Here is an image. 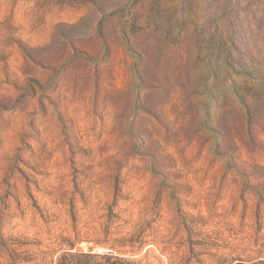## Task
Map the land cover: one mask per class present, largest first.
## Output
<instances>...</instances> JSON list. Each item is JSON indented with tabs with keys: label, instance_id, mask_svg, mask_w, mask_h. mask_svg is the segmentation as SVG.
Returning <instances> with one entry per match:
<instances>
[{
	"label": "rangeland",
	"instance_id": "obj_1",
	"mask_svg": "<svg viewBox=\"0 0 264 264\" xmlns=\"http://www.w3.org/2000/svg\"><path fill=\"white\" fill-rule=\"evenodd\" d=\"M0 264H264V0H0Z\"/></svg>",
	"mask_w": 264,
	"mask_h": 264
},
{
	"label": "bare ground",
	"instance_id": "obj_2",
	"mask_svg": "<svg viewBox=\"0 0 264 264\" xmlns=\"http://www.w3.org/2000/svg\"><path fill=\"white\" fill-rule=\"evenodd\" d=\"M106 250L105 249H100L99 252H105Z\"/></svg>",
	"mask_w": 264,
	"mask_h": 264
}]
</instances>
